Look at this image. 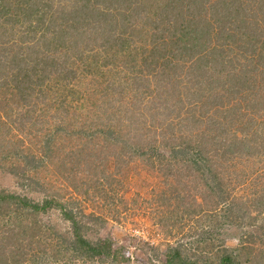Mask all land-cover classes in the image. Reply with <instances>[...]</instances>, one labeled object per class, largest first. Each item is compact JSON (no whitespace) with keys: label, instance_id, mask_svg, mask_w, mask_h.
Instances as JSON below:
<instances>
[{"label":"trees","instance_id":"trees-1","mask_svg":"<svg viewBox=\"0 0 264 264\" xmlns=\"http://www.w3.org/2000/svg\"><path fill=\"white\" fill-rule=\"evenodd\" d=\"M207 2L0 0V169L17 173L18 160H27L26 166L42 169L48 165L42 172L60 180L57 173L51 172L54 154L61 147V140L70 136L63 135L60 126H70L76 132L74 127L79 120L88 131V136L80 137L93 146V151L98 146L111 150L110 153L122 149L125 139L119 138V131L123 124H115L114 115L125 107L123 100H127L129 91L134 96L142 94L143 89L133 85L157 75L163 77L161 83L173 77L190 81L188 72L172 65L180 54L189 53L196 56L198 65L189 73L203 81L206 91L202 96H208L205 103L197 110L192 96L184 107L182 96H178L173 102L177 117L167 120L164 130L168 137L162 133L160 139L166 150L154 154L144 143L142 152L132 149L131 153L144 156L163 186H171L174 181L180 184L184 178L189 179V187L195 192L196 183L202 182L201 202L194 192L185 195L187 185H182L176 194H168L177 199L180 216H186V221L198 222L207 217V227L216 220L221 225L204 233L203 238L188 241L198 244L200 250L216 248L215 252L191 258L180 244L165 252L163 264H264V243L263 248L255 247L259 238H264V171L252 179L255 190L246 198L232 195L243 180L230 189L225 187L227 163L232 159L253 161V165L264 162V27L259 30L256 25L259 20L264 21V0L210 1L209 20L204 17ZM208 21L217 25L224 40L238 41L236 50L247 61L240 71L243 75L225 76L228 84L223 82L226 88L219 96L222 79L206 73L211 60L206 55L223 57L224 49L217 50L215 42L212 45ZM166 36H175L176 40L171 42ZM184 39L187 43L183 45ZM159 59L162 67L155 72ZM260 64L262 68L257 69ZM110 65L113 69L118 66L125 74L121 76V71H117V75H111ZM213 69L216 71V66ZM113 86L114 98L110 93ZM20 106L25 110L15 116ZM36 107H40L39 114L34 112ZM134 112L144 124L142 113ZM54 116L56 131L50 127ZM13 126L27 130L30 137L15 141ZM251 128L250 136L238 137L237 133ZM73 137L78 135L69 139ZM169 138L173 145L166 144L165 139ZM22 142L31 151L20 150ZM168 145L172 149L167 150ZM180 145L186 149L177 150ZM190 146L192 157L186 152ZM55 185L58 194L47 196L41 204L0 191V232L6 233H0V264H124L127 260L119 249H113L109 239L93 241L86 235L85 214L78 208L82 194L73 185L60 188L57 181ZM54 209L68 223L64 230L37 218ZM161 211L167 215L164 208ZM225 226L233 229L232 237L223 233ZM225 238L235 240L236 246H227Z\"/></svg>","mask_w":264,"mask_h":264},{"label":"rangeland","instance_id":"rangeland-1","mask_svg":"<svg viewBox=\"0 0 264 264\" xmlns=\"http://www.w3.org/2000/svg\"><path fill=\"white\" fill-rule=\"evenodd\" d=\"M210 1L214 2L217 0H209L205 5V8H208V12L206 16L204 13V17H208V20L211 14ZM208 22L210 26V36H212V45L215 42L217 50L224 49L223 57H213L212 54L206 55V58H211L210 62L205 67L206 73H213L217 78L222 79L218 84L220 92L217 96H219L224 94L222 90L226 88L222 86L223 82L227 79L225 76L230 75L235 78L234 76L243 75L240 71L247 61L242 57L240 52H237V45H239L238 41L235 42L236 39L234 38L231 39L235 43H232L230 40H224L218 33L217 25H212L211 22L213 21ZM256 25L259 30H262L264 21L259 20ZM165 38L171 42L176 40L175 36H166ZM185 43H187L186 39H184L182 44L184 45ZM182 57H184V60ZM212 59L214 60L213 62H211ZM196 60V56L192 57L189 53H187V55L180 54L176 60H172V65L174 64L175 68L183 69L184 72H188L187 76L191 78L190 81L187 78L183 81H178L182 77H173L171 81L168 82L164 79V83H161L160 78L163 79V77L159 75H157V78H152V80L149 79V81H144L142 79L137 80L136 85L134 84L133 86L136 88L139 87L140 91L143 89L142 94L139 92L140 95L134 96L132 91H129L127 100H123V105L125 106L122 108L123 112L119 110L116 111L114 115V123L117 124L120 122L123 124V127H121L122 129L119 131V138L125 139L122 143V149L118 148L116 151L110 153L111 150L108 151L104 146L103 148L98 146L96 147L97 149L93 151L91 149L93 146L86 144L80 137L88 136V131H85L87 128L79 122L81 120L77 121V127H74L75 129L77 128L76 132L70 126L61 125L60 130H63L61 131V133H64L63 135H70V138L72 135H78V137H73L72 140H70L69 137L61 140V147H58L55 151L53 159L55 164L51 172L57 173L60 180H56V175L43 173L48 169V165L46 166L44 162L41 169L35 165L34 167L33 165L26 166L25 163L27 160H18L17 173H9L6 169H0V191L19 194L32 202L41 204L47 196L58 194L55 185L56 181L57 184H60V188L65 184L73 185V187L82 194L81 201L79 202L81 205L78 208L85 214L83 221L86 222V235L93 241L109 239L113 249H119L122 257H125L127 260L124 264H163L165 261V252L169 248L180 244H183V248L186 251L185 254L191 258H197L199 255L204 256L206 253L211 254L215 252L216 248L211 249L209 247V250H200L197 249L198 244L194 243L191 245L188 241L199 236L203 238V234L210 233L212 231L211 229L216 230L215 227L221 225L220 221L216 220L212 221V223L209 222L211 225L210 228L207 227V217H201L198 222L186 221V216H180V211L177 207V199L168 194V192H173L172 194L178 193L182 185L183 187L187 185L186 188H184L186 192L185 195L187 193H193L194 190L189 187V179L183 178L180 184L174 181L171 186H163L162 179H156L154 175H157V172L151 170L144 156L136 157L131 153L132 149L142 152L143 149L141 147L144 143L147 144V149L154 151V154L158 153L160 150H166L160 143V139L162 133L163 135L166 134L164 129L167 126V120L177 117V108L174 106L173 102L178 96H182L184 107L186 103L189 104L187 100L192 96L194 97L192 101L193 107L197 110L200 108L201 104L203 105L205 103L208 96H202L206 91L205 85L202 83L203 81L196 78V75L194 76V74L189 73L192 72V68L198 67V65L195 64ZM157 62L158 66L155 72H159L162 67L160 59ZM214 66H216V71L213 69ZM260 68H262L261 64L257 69ZM109 70L111 75H113L112 73L116 74L117 71L118 73L121 71V76L125 74L124 70L121 68L118 69V66H114L113 69V66L110 65ZM219 70H221L220 73L217 72ZM182 75H184V73H182ZM248 75L249 74H246V76ZM193 81L194 83H191ZM185 83H188L189 89ZM224 84L226 86L228 82H224ZM114 87L115 86L110 90L112 97L116 92ZM187 94H189V96H186ZM170 95H173L172 99ZM133 101L134 103H132ZM24 110L25 109L20 106L18 108L19 113H16L15 116H18V114L24 112ZM35 111L39 114L40 107H36L34 112ZM134 111L142 113L140 116L141 119H146L144 124L136 119L137 117H135ZM254 114H252L253 120ZM97 116H99L98 113ZM104 117L105 115L102 116V118ZM46 119H48V117H46ZM258 119L259 118H257V120ZM50 121H52L50 125L51 129L56 131L55 116ZM17 127L18 126H13V132H15L13 138L15 141L19 139L25 140L30 137L27 130L22 129L20 131V127ZM50 127L46 128L49 130ZM46 128H44L43 132H47L46 134H48L49 131ZM55 131L53 132L55 133ZM251 131L252 128L247 132L241 131L237 133V135L240 139H244ZM165 137H168V135H165ZM170 140L165 139L166 144L172 143L171 145H173L172 140ZM19 146V149H22L24 152L31 151L27 148L29 146L28 144L24 145L22 142ZM170 149H172V146L169 147L168 145L167 150ZM176 149L185 150L186 147L180 145ZM189 149L186 152H188V157H192L191 146ZM114 153H116L115 158L111 157ZM38 155L40 157L42 151H40ZM227 164L228 170L226 176L228 177L226 180L228 179V181H226L225 187L230 189V186L243 180V182L238 183L239 185H237V189L233 191L232 195L236 196L238 199L241 197H248L255 190L254 185H252L254 184L252 183V179L260 175L258 173L264 171V169H262L264 162H256V164L253 165V161L247 163L232 159ZM2 165H4V163H2ZM201 184L202 182L196 183L197 188L194 192L198 202H201L199 195L200 188L202 187ZM163 208L167 215L161 211ZM171 212L173 216L170 215ZM252 214H255V211H252ZM78 217H80V213ZM37 218H40L45 223L49 222L56 225L60 230H64L68 224L62 220L60 211L56 209L41 213ZM161 218L163 219L161 220ZM181 218H183V221H180ZM222 229L225 235L228 233L227 237H229V235H231V237L234 235L232 234L233 229H231L230 226H225V228ZM229 231H231V233H229ZM0 233H2V235L6 234L4 231ZM259 239L261 241L255 246L257 249L259 247L263 248L264 238L261 237ZM224 241H226L227 246L231 248L236 246V241L233 239L229 240L225 238ZM263 260L264 257L262 261ZM110 261L111 259L107 262ZM243 263L256 264L254 261ZM261 263L262 262H258V264Z\"/></svg>","mask_w":264,"mask_h":264}]
</instances>
